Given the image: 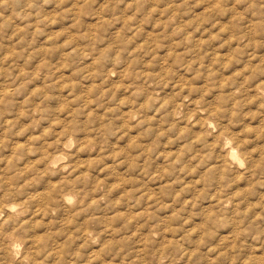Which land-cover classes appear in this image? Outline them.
<instances>
[{"label": "clouds", "instance_id": "1", "mask_svg": "<svg viewBox=\"0 0 264 264\" xmlns=\"http://www.w3.org/2000/svg\"><path fill=\"white\" fill-rule=\"evenodd\" d=\"M106 2L107 0H95L93 4L92 0H0V67L5 63L8 67H12V64L16 63V61L11 63L3 61L4 54L12 48L20 45L22 50L26 51L29 46L27 43L21 45L20 39L16 38V21L25 27L33 26L52 13L63 12L73 4L79 5L69 14L66 24L49 29V31L61 30L65 26L71 27L75 13L80 7L90 4L95 12H100ZM127 2L128 0H125L118 13H112L109 9L108 14L112 16L134 14L135 8L125 11ZM132 2L136 3L139 0ZM143 2L145 7L137 24L144 15L151 12L153 7L160 6V0H143ZM171 2L177 3V0ZM178 3L183 6L179 9L180 16L171 22L167 30L163 26L156 28L157 20L164 19L159 14L146 25L147 31L143 38H147L148 32H156L163 43L159 49L145 48L137 51L139 41L128 42L134 35L132 30H129L122 39L117 40L115 33L122 26L121 22L117 21L114 27L102 32L98 40L88 37L64 50L71 53V59L68 61L70 76L79 81V87L75 91L64 90V81L60 80L64 73L61 71L56 75L50 69L46 74L52 77L51 80H45L42 76L19 98L17 107L12 109L16 115L11 118H18V111L22 106L30 114L25 123H30L31 119L35 118L32 116V110L36 103L43 100L47 92H51L55 99L44 105L51 109L47 113L48 120L44 126H51V122L56 119H63L65 123L60 128L53 129L51 135L47 137L42 136L43 127L34 128L28 134L42 137L36 142L39 151L27 158L33 162L41 160L39 168L45 172V176L38 188L21 191L28 177L19 176L15 169L5 171L6 162L0 167V193L9 191L12 193L7 200L0 198V264H44V262L58 264L55 252L60 251L59 244L66 243L68 234L74 229L65 228L61 235H53L47 241L38 242L36 237L41 232H55L60 226L58 224L51 227L42 226L37 230L34 227L35 213L26 216L23 205L28 201L31 192H47L51 189L50 203L62 216L75 215L77 212L82 213L85 218L98 213L103 215L101 206L111 207L108 201L102 199L110 191V184L97 189L95 177L100 175L105 166H111L105 176L112 175V169H115L120 173H128L130 176L140 178L139 184L132 185V196L125 199V207L122 210H128L129 207L136 208L138 202L149 207H156L164 199L175 203V191L183 189L185 181L192 183L195 192L199 191L195 183L198 178L207 175L211 181L202 183V186L207 188V194L203 197L201 206L185 209L184 216L176 222L177 231L169 232L171 225L161 223L159 220L155 221L160 223V227L156 230L159 236L153 237V243H138L143 240L141 235L122 253L118 248L114 249L104 258L106 264H134V262L135 264H213L221 252L226 254L220 264H264V139H257L255 135L249 137L247 134L249 126L258 129L261 123H264V112L255 121L248 116L251 111H261L260 104L264 103V99L247 109L242 104H237V100H243L245 94L264 95V89L259 93L251 91L259 85H264V0H178ZM167 6L168 0H165L164 7ZM221 11L223 15L220 14ZM206 12L211 17L207 23V30L218 32L219 27L213 28L218 21L220 26L229 25L228 31L219 42L231 41L223 50L224 53L227 54L235 48L241 49L238 56L240 63L235 64L227 74L242 72L246 65H252L253 68L260 67L257 77L242 91L240 82L243 81L244 76L240 81L230 83L227 88L221 87L225 75L223 62L218 67L214 66L213 70L219 72L216 76L208 75L207 66L203 70L200 69L199 65L204 63L200 57L207 56L208 62L211 63L215 49L218 47V45L212 46L211 55L208 51L201 52L199 40L211 39L210 32L207 36L206 30L196 33L199 25H193L177 34V29L182 24ZM171 15L172 13H169V16ZM10 19L12 23H8ZM96 22L97 17L90 15L86 17L85 25L74 31L89 32L91 29L88 25ZM189 32L196 33L192 40L186 39ZM233 37L235 40H232ZM44 39L46 36L42 37L41 43ZM177 41L181 45L179 49L174 47ZM80 46L86 47L81 51ZM109 48L110 51L105 57V50ZM170 50L183 53L181 59L177 61L175 55L169 56ZM85 52L88 53L87 57L84 55ZM96 60H101L100 64H96ZM133 61L136 63L133 64ZM149 62L151 67L148 66ZM89 65L92 67L89 68ZM56 68H62V64H57ZM129 68L131 74L125 78L126 70ZM91 72H96L97 75L91 77L89 76ZM197 72H200L199 80L196 79ZM72 73L75 75H71ZM245 75H251V72ZM86 76L89 77L87 80ZM11 83L16 84L14 78ZM116 83H121L124 87L113 99L115 95L113 86ZM192 83L200 85L195 92L192 90ZM40 84L45 86L46 91L36 97L31 105H23V100L28 99L32 90ZM92 84H96L97 88L89 95L88 89ZM185 85H188L187 89ZM209 88L214 89L215 92L213 95L205 96ZM106 89L109 90L107 94H105ZM221 95L225 97L223 102L217 100ZM123 97L129 98L128 103L120 106V99ZM149 97L152 98L151 103L146 105ZM92 100L96 103L92 104ZM165 100L170 102L165 104ZM65 103L69 104V108L64 113L56 111L60 104ZM0 105L6 106V98L2 95H0ZM142 105L146 106L142 107ZM110 108L115 111L108 113ZM77 109L80 111L77 112ZM0 111L4 109L0 108ZM130 111L139 113V116L131 120L126 115ZM89 112H95L96 115L89 118ZM69 113L75 115L70 116ZM105 113L108 114V118L101 120L100 115ZM9 118L0 116V128L8 126ZM72 120L77 123L70 125ZM125 123L135 127L137 131L121 140L126 131L123 127ZM197 124L199 127L193 129V125ZM65 127L69 130L63 137L59 136L58 133ZM185 128L188 131L185 132ZM19 130L20 128H16L12 136L14 137ZM74 133L77 148L69 150ZM141 134H144L143 138L137 145L129 147L132 137ZM86 137L95 138L92 146L95 152L90 150L80 154L79 144ZM24 139L26 140L27 136ZM248 139L252 142L248 143ZM50 141L53 145L51 148L48 147ZM169 141H172L171 145ZM153 144L155 148L150 151L149 147ZM116 145L119 147H115ZM5 147L10 149L12 145L5 146L0 143V150ZM120 148L126 151L119 157L108 158ZM181 148L184 149L183 157H167L168 152L175 150L178 153ZM161 153H165V156L162 157ZM95 156L104 159V165L98 166L95 175L87 182L82 176L77 179L80 176L77 171L78 161L81 158ZM136 157H139L137 167L129 171L128 165L124 162ZM2 159L3 157L0 156V160ZM161 165L168 167L166 174ZM193 167L199 168L196 176L190 175ZM12 177H18L15 185L8 183ZM240 177H244L242 182ZM115 182L114 179L110 183ZM53 185L55 188H52ZM149 187L157 190L163 187L167 197L158 191L159 198L155 203H150L146 199L141 201L140 197ZM242 189H252V193L233 199L229 205L227 200ZM122 191H128V187L125 186ZM218 191H223L225 194L223 202L219 195L215 201L211 199ZM195 192L192 194L194 195ZM115 199L116 196L111 197V200ZM204 201H207L208 207L212 209L211 216L205 211ZM182 204L183 201L177 207ZM255 205L259 207H254ZM250 207L251 212H249ZM193 212L197 214L198 222L205 225L195 236L190 235L191 228L195 227V224L185 225V220L191 218ZM49 223L51 224V221ZM98 225L97 234L100 228L107 231L102 220L98 221ZM135 229L136 225H133L132 229L124 234L132 235ZM212 232H217L218 235L213 238L210 235ZM224 236H230L231 239L224 249H216V245ZM169 238L177 243L165 249L163 245ZM89 239L81 230L77 238L79 242L72 241L64 252L63 264H89L91 248L85 249L83 255H78L81 243ZM91 243L95 244L96 241L92 240ZM100 243L102 244L103 241Z\"/></svg>", "mask_w": 264, "mask_h": 264}, {"label": "rangeland", "instance_id": "2", "mask_svg": "<svg viewBox=\"0 0 264 264\" xmlns=\"http://www.w3.org/2000/svg\"><path fill=\"white\" fill-rule=\"evenodd\" d=\"M125 0H107L106 3L102 5V10L100 12H95V10L91 7L90 4L84 5V7H80L79 11L75 13V18L72 21L71 27H63L61 30H53L49 31V29H53L57 25L66 24L69 19V14L74 11L76 7L79 5L73 4L72 7L66 8L63 12L52 13L49 16L44 17V19L37 24L29 27H25L23 24H20L19 21H16L17 27L15 29L17 39H20V44L23 45L27 43L29 46L27 50H22L20 45L15 46L9 52L4 54L3 61L11 63L12 61H16V63L12 64V67H8L5 63L3 67H0V95L6 98V106L0 105V108L4 109V111H0V116H8L7 125L5 128H0V143L7 146L9 144L12 147L9 149L5 147V149L0 150V156L3 157L0 160V167L4 166L6 162L7 168L5 171H10L15 169L19 176L28 177L26 183L23 185L21 191L25 189L38 188L41 184L45 172L39 168L41 164V160L31 161L27 158L34 155L37 151H39L37 146V141H39L42 137L41 135H28L32 129H39L43 127V137H47L51 135L53 129H58L62 125H64L65 121L63 119H56L51 122V126L45 127L48 120L47 113L51 110L50 107H45V104L53 101L55 97L51 92H47L44 96L43 100L38 101L36 103L35 108L32 110V118L30 123H25L26 120L29 119V112L24 108L20 107L18 111V118H11L15 113H13L12 109L17 107L18 100L23 96L24 91L29 88L32 84L36 83L43 76L45 80H51L52 77L48 76L46 73L48 70H53L56 75H59V72H63L64 75L60 77V80L64 81L63 88L64 90L72 89L75 91L79 87V81L76 79H72L70 76V65L68 61L71 59V53L65 52V49H68L70 45L78 44V42L82 39L91 37L94 40H98L100 38V34L102 32H107L110 28L114 27L117 21H120L122 26L115 33L116 39L120 40L124 37V35L129 31H134V35L129 38V43H133L139 41V45L137 51L145 48H151L153 50L159 49L163 46L161 38L157 35L156 32H148L147 38H143L145 32L147 31L146 25H148L155 15L159 14L164 19L157 20L156 28L159 29L161 26L165 30H167L168 26L171 24L173 20H176L180 16V11L183 6L179 5L178 0L177 3H172L171 0H168V6L164 7L165 0H160L159 7H153L151 12L147 15H144L143 19L139 20V24H137V20L140 18L143 13L145 4L143 0H139V2L133 3L132 0H128L126 12L132 8H135L136 11L134 14L129 15H109V9L112 13H118L119 9L123 6ZM92 3H95V0H92ZM169 13H172L169 16ZM223 15V11L220 13ZM90 15H95L97 17V22L95 24H89L88 28L91 29L89 32H80L74 31L75 29H79L83 27L86 23V17ZM14 19V18H13ZM211 17L206 13H202L200 17L187 21L182 24L177 29V34L184 32L185 30L191 28L193 25H199L196 29V33L201 30H206V36L210 32L211 39H201L199 40V48L201 52L208 51L209 55L212 54L211 48L213 45H218L215 49L214 59L211 63L208 62L207 56H201L200 59L204 61V63L200 64L199 67L201 70L204 69L205 66L208 67V75L216 76L219 75L218 71H214V66L218 67L221 62H223V71L225 73L223 81L221 83V87L227 88L230 83H236L240 81V78L244 76L243 81L240 82L241 91L247 87V85L251 84L252 81L257 77L260 72V67L257 66L253 68L252 65L244 66L242 72L237 71L234 74H227L232 69L235 64L240 63L238 56L241 52L240 48H235L227 54L224 53V49L229 46L231 41H225L224 43H219L223 37V35L228 31V24H224L220 26V22L218 21L216 25H213V28L219 27V31L207 30V23ZM8 23H12L10 19ZM196 33L189 32L186 36L187 40H192ZM46 39L41 43L42 37ZM235 40V37L232 38ZM62 42V43H61ZM84 47L80 46L81 51H83ZM176 49L181 47L180 43L177 41L174 45ZM110 51L105 50L104 56H107V52ZM63 53V54H61ZM84 55L87 57L88 53L85 52ZM157 53V58H158ZM169 56L175 55L177 57V61L181 59L183 53L170 50L168 53ZM101 60H96V64H100ZM133 64L136 61L132 62ZM195 63V61H193ZM62 64V68L57 69L56 65ZM149 67H151V62H149ZM89 68L92 65L88 66ZM82 71L84 69H81ZM171 71V69H169ZM191 71V69H189ZM251 72V75H245ZM131 74V68L126 70L125 78ZM71 75H75L72 73ZM96 72L89 73V76H96ZM115 75V74H113ZM150 75V73H149ZM30 77V78H29ZM200 72L196 73V79L199 80ZM12 78L15 79L16 84L13 85L11 83ZM27 78V79H26ZM89 77L86 76L87 80ZM191 82V81H190ZM107 83V81H106ZM16 85H19L18 87ZM115 95L113 99L116 98V95L119 94L120 90L124 87L121 83H116L114 86ZM188 85H185V89H187ZM193 92L196 91L200 85L198 83L191 84ZM97 85L92 84L88 89V94L91 95L96 91ZM261 89H264V85L257 86L256 89L251 91L260 92ZM46 88L44 85L40 84L35 87L31 96L28 99L23 100V105H31V103L38 97L41 93L45 92ZM109 90H105V94H107ZM215 92L214 89L209 88L207 92H205V96L213 95ZM79 99V96H77ZM128 97H123L120 99V106H124L128 103ZM225 97L223 95L218 96L217 100L223 102ZM261 99H264V95H251L245 94V98L243 100H237V104H242L245 109L251 108L256 105ZM152 98L149 97V100L146 102L147 104L151 103ZM169 100H165V104L169 103ZM199 102V101H198ZM75 103V101H73ZM92 104H95L96 101L92 100ZM146 105H142L146 106ZM69 108V104H60L56 111L60 113H64ZM261 111H251L248 113V116L252 120H257L261 117L262 112H264V103L260 104ZM77 112L80 110L77 109ZM115 111V109H109L108 113ZM69 115H75V113H69ZM95 112H89V118L95 116ZM127 116L130 117L131 120H135L139 113L135 111H130L126 113ZM195 115V113H193ZM101 120H106L108 118V114H101L99 117ZM155 119V118H153ZM77 121H70L71 124H76ZM22 125V127H21ZM106 127H110L107 126ZM124 135L121 137V140L125 139L127 136L135 133L137 129L135 127H131L128 123L124 124ZM199 127V125H193V129ZM16 128H20L16 135L13 137L12 133L16 131ZM69 130L68 127H65L58 134L63 137L65 132ZM184 131H188L187 128ZM247 134L250 137L251 135H255L257 139H264V123H261L260 127L253 128L251 126L247 129ZM144 134L139 136H133L132 141L129 147L136 146L137 143L143 138ZM164 135V133H161ZM202 135V133L200 134ZM25 136L27 139L25 140ZM159 140V138H157ZM248 143L252 141L250 139L247 140ZM95 143L94 137H86L79 144V153L83 154L89 152L90 150L95 152V148L92 146ZM172 144V141H169V145ZM53 145L51 141L48 143V147L51 148ZM115 147H119L116 145ZM77 148V142L75 139V133L72 137V143L70 145L69 150H74ZM155 148V144L149 147V150H153ZM126 149L120 148L118 152L112 154L114 158L119 157L122 153H124ZM255 151V150H254ZM47 155V153H45ZM162 157L165 156V153L160 154ZM184 149L181 148L177 153L175 150L167 153V157H183ZM65 159H69V157H65ZM139 157L132 158L124 163L128 165L129 171L135 169L137 167V160ZM27 160V162H25ZM195 160V157H193ZM105 160L99 156L91 157V158H81L77 163V171L80 173V176L77 179L82 178L87 182L95 175V170L98 166L104 165ZM22 165V167H21ZM123 166V165H121ZM164 169L165 174L168 172V167L161 165ZM111 166H105L102 168L99 176H96V188L100 189L105 185L110 184V191L107 195L103 196L102 199L104 201H108L111 207H103V215L99 213L95 216L85 218V216L77 212L75 215H66L62 216L61 213L52 207L50 201L52 198V190L50 189L47 192L33 191L29 194L28 201L24 203L23 207L25 210V215H30L33 212L35 213V224L34 227L37 230H40L42 226L51 227L52 225H59V230L53 232H41V234L36 237L37 241H47L49 238L53 237V235L59 236L62 234L65 228H73L74 230L68 234L67 242L60 243L59 249L60 251L55 252V255L58 257V264H63L64 252L69 247V244L72 241H77L78 235L83 230L85 234L90 238L89 240L81 243L80 252L78 255H83L85 249L91 248L92 251L89 254V264H106L105 257L112 253L114 249H119L122 253L125 248L132 243L133 240L138 239L141 235H143V240L138 241V243L143 244H151L154 242L153 237L159 236V232L156 231L160 227V223H156L155 221H161V223L169 224L171 227L168 229L169 232H175L178 229L176 228V222L184 216L186 208H199L201 206V201L203 197L207 194V188L202 186V183H210V177L207 175L198 178L196 180V186L199 188L198 192H195L193 189V185L190 182L185 181V187L183 189H177L175 191V203L169 202L167 199L161 200V203L156 207H149L148 205H142L139 202L136 205V208L129 207L128 210L124 209V201L126 198H130L132 196V185L139 184L140 178L137 176H130L128 173H120L115 169H112V175L105 176V173ZM199 172L198 167H193L191 170V176H196ZM35 173V175H33ZM156 175V174H154ZM18 177H12L11 180L8 181L9 184L15 185V181ZM116 180L115 183H110L113 180ZM244 177H240V181L242 182ZM127 186L128 191H122V189ZM55 188V185L52 186ZM158 191L164 193V196L167 197V192L163 187H160L159 190L149 187L148 191H145L143 196L140 197V200H147L150 203H155L158 200ZM230 191V189H229ZM195 194L193 195L192 193ZM117 193L119 195L117 196ZM252 189H242L231 196L227 203L231 205L232 200L241 197L244 194H251ZM12 193H0V198L3 200H7ZM220 196L221 201H224V192L218 191L216 194L212 195V201L217 199V196ZM116 196L115 200H111V197ZM183 201L182 206L177 207V205ZM33 205L35 206L33 208ZM205 211L209 216L212 215V209L208 207V202L204 201ZM254 207H259V205H255ZM175 209V211H173ZM252 211V208H249V212ZM164 213H168L167 215H163ZM102 220L103 224L106 226L107 231L103 228H100L98 234L97 229L99 228L98 221ZM51 221V224L49 223ZM123 224V227L121 225ZM195 224V227L191 228L190 235L195 236L202 227L205 225L201 224L197 220V214L195 212L192 213L191 218L185 220V225ZM136 225V229L132 232V235H125L129 229H132V226ZM151 226V228L149 227ZM111 233V236H109ZM210 235L214 238L218 235L217 232H212ZM105 237H108L105 239ZM187 238V237H186ZM231 239L230 236H224L220 239L219 243L216 245V249H224L225 245ZM92 240H95L96 243H91ZM103 241L101 244L100 242ZM177 243V241L169 238L168 242L163 245L165 249H167L170 245ZM215 250V249H214ZM225 252H221L219 258L213 261V264H220V261L224 258ZM46 264V262H44ZM135 264V262H134Z\"/></svg>", "mask_w": 264, "mask_h": 264}]
</instances>
